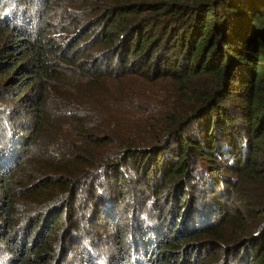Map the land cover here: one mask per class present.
<instances>
[{"label": "trees", "instance_id": "obj_1", "mask_svg": "<svg viewBox=\"0 0 264 264\" xmlns=\"http://www.w3.org/2000/svg\"><path fill=\"white\" fill-rule=\"evenodd\" d=\"M0 264H264V0H0Z\"/></svg>", "mask_w": 264, "mask_h": 264}, {"label": "clouds", "instance_id": "obj_2", "mask_svg": "<svg viewBox=\"0 0 264 264\" xmlns=\"http://www.w3.org/2000/svg\"><path fill=\"white\" fill-rule=\"evenodd\" d=\"M8 258V254L5 253L3 257H0V260H6Z\"/></svg>", "mask_w": 264, "mask_h": 264}]
</instances>
